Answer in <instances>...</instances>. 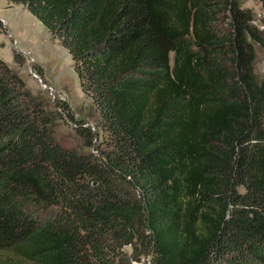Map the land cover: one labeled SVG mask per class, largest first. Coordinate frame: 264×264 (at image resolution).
<instances>
[{
  "label": "trees",
  "instance_id": "1",
  "mask_svg": "<svg viewBox=\"0 0 264 264\" xmlns=\"http://www.w3.org/2000/svg\"><path fill=\"white\" fill-rule=\"evenodd\" d=\"M5 1L70 56L103 142L97 155L62 147L43 103L0 59V264L256 257L264 81L252 63L264 32L252 12L239 0ZM75 132L84 148L98 138L81 121Z\"/></svg>",
  "mask_w": 264,
  "mask_h": 264
},
{
  "label": "rangeland",
  "instance_id": "2",
  "mask_svg": "<svg viewBox=\"0 0 264 264\" xmlns=\"http://www.w3.org/2000/svg\"><path fill=\"white\" fill-rule=\"evenodd\" d=\"M240 6L253 14V24L264 32V13L260 4L254 0H239ZM22 6L11 5L0 0V59L12 68L25 82L32 95L43 103L51 116V132L57 142L66 149L97 155L102 146L103 135L99 129L98 116L81 91L79 80L72 68V61L58 41L52 39L46 29ZM6 24H3V23ZM6 28V29H5ZM255 58L252 63L253 73L258 83L264 81V50L253 44ZM17 54L24 62L19 66L14 61ZM173 64V54L170 56ZM65 102L74 120L63 111L59 112L56 104ZM81 121L93 128L98 138L92 148H84L75 132V122ZM130 254V248H125ZM248 258L247 264H264V244ZM4 254L0 252V258ZM260 258V259H257ZM144 259L141 264H146ZM138 264V263H133Z\"/></svg>",
  "mask_w": 264,
  "mask_h": 264
},
{
  "label": "crops",
  "instance_id": "3",
  "mask_svg": "<svg viewBox=\"0 0 264 264\" xmlns=\"http://www.w3.org/2000/svg\"><path fill=\"white\" fill-rule=\"evenodd\" d=\"M35 21V20H34ZM1 23H3V22H1ZM3 24H5V23H3ZM5 26H6V24H5ZM6 29V28H5Z\"/></svg>",
  "mask_w": 264,
  "mask_h": 264
},
{
  "label": "built area",
  "instance_id": "4",
  "mask_svg": "<svg viewBox=\"0 0 264 264\" xmlns=\"http://www.w3.org/2000/svg\"><path fill=\"white\" fill-rule=\"evenodd\" d=\"M93 129V128H92ZM93 131V130H92Z\"/></svg>",
  "mask_w": 264,
  "mask_h": 264
}]
</instances>
